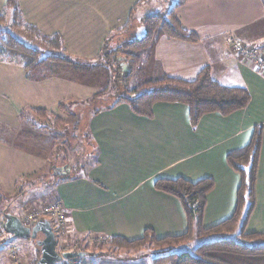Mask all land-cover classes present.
<instances>
[{
  "label": "crops",
  "instance_id": "0c3cea01",
  "mask_svg": "<svg viewBox=\"0 0 264 264\" xmlns=\"http://www.w3.org/2000/svg\"><path fill=\"white\" fill-rule=\"evenodd\" d=\"M8 1L0 0V13ZM15 1L25 22L45 36L59 34L69 55L81 62H98L105 44H118L133 34L132 24L143 14L140 10L155 0ZM161 9L148 15H159ZM175 16L200 41L155 39L141 59L151 64L146 73L151 78L167 75L192 81L208 67L219 84L246 88L251 96L248 106L229 116L206 114L195 128L188 107L178 103L155 104L153 118L135 115L127 104L102 110L86 127L98 165L71 180L52 183L46 156L14 143L24 128L20 116L32 109L58 116L60 104L91 99L98 88L65 78L33 81L21 65L0 61V124L11 130L14 144L0 141V194L19 204L4 211V218L22 221L18 213L22 204L46 194L65 208L71 225L69 246L72 239L88 245L112 238L133 241L148 229L159 239L175 237L187 232L188 217L176 197L155 188L156 180L211 178L214 187L202 220L204 228H211L230 218L237 205L241 177L228 164V154L246 147L255 129L262 127L256 205L246 230L264 233V75L225 42L232 34L264 54V0H184ZM128 25L132 28L126 34ZM3 228L9 237L21 239L7 232L5 223ZM193 234L201 235L196 226ZM97 259L104 264L119 261L115 255Z\"/></svg>",
  "mask_w": 264,
  "mask_h": 264
},
{
  "label": "trees",
  "instance_id": "16d2710c",
  "mask_svg": "<svg viewBox=\"0 0 264 264\" xmlns=\"http://www.w3.org/2000/svg\"><path fill=\"white\" fill-rule=\"evenodd\" d=\"M142 1L145 2V0ZM175 5L174 10L165 14V17L148 15L144 18L145 34L142 39L120 45L115 51H108V46L105 44L101 50L100 66H103L109 73L113 69L116 72L114 102L95 109V99L98 100V94H95L88 100H69L62 103L60 104L61 110L68 113L77 107V110L70 112V117L87 116L91 118L102 110L127 104L135 115L153 118L155 104L178 103L188 107L189 120L195 128L206 114L218 113L222 116H229L245 109L251 100L249 91L244 87H226L219 84L212 78L208 67L202 69L192 81L167 75L147 79L146 72L141 67L140 52L154 39L167 37L189 43L200 41L199 36L185 29L175 16L176 9L184 5V0H179ZM8 11L12 12L13 24L16 28L30 30L36 39L47 44L52 50L66 53L62 37L59 34L45 36L37 27L26 23L15 0L7 2L6 10L0 13V18L6 17ZM105 52L108 53L104 55ZM64 54L41 58L38 50L27 46L9 32L0 30V61L15 63L21 61L26 76L30 80H45L54 75H61L63 70L69 68L76 69L86 66V69H91L96 67L87 64L91 62L82 65L79 59L75 62L74 59ZM90 102L94 104L92 107L89 106ZM67 103L70 104L69 108ZM20 117L24 128L14 143L17 148L46 156L51 165L53 183L71 180L80 173H85L90 167L98 165L95 146L91 142L87 129L83 130L86 133L80 131V135L75 133L71 137L70 129L68 131L65 121L44 109H32L22 113ZM83 134L84 137H81ZM262 136V127L256 128L251 142L246 147L233 151L227 156L228 164L241 177L236 209L230 218L211 228L203 227V214L207 196L214 187L213 179L205 178L197 182L184 178L157 179L155 188L158 191L174 196L182 203L189 221L187 232L180 236L159 239L153 230L148 229L143 237L137 240L128 241L124 238H112L111 240L117 242L120 247L153 241L179 244L183 240H192L195 235L193 227L196 226L199 234L207 236L213 233H225L234 235L237 239L225 238L208 241L198 245L192 252L181 251L155 257L153 264H264V233H248L246 230L256 205V180ZM0 141L13 144L11 130L2 124H0ZM4 200L7 198L0 194V202ZM82 251L74 250L73 252Z\"/></svg>",
  "mask_w": 264,
  "mask_h": 264
},
{
  "label": "rangeland",
  "instance_id": "374dc122",
  "mask_svg": "<svg viewBox=\"0 0 264 264\" xmlns=\"http://www.w3.org/2000/svg\"><path fill=\"white\" fill-rule=\"evenodd\" d=\"M145 1L147 2V0ZM178 1L179 0H177V2ZM177 2L175 0H155L154 2L150 3L148 6L142 8L140 11L143 14L140 17V20L132 24L134 26V30L132 31L133 34L124 36L122 42L118 44L110 45L108 43L107 44L108 51H115L116 48L120 45L142 39L145 34V30L143 26V21H144L145 16L148 14H152V13L156 14L155 12L157 11L158 7L159 8L162 7L163 10L162 9L160 10V14L161 16L165 17V14L174 10L176 6L174 3L177 4ZM15 19H17V17H15ZM13 21H14V17L12 15V12L8 11L6 13V17L0 18V30L9 32L15 38L25 43L27 46H30L38 50L40 52L41 58L44 56H48V55L62 56V54H64V52H58V51L52 50L51 47H49L47 44L36 39L30 30H26L24 28H21V29L16 28V26L13 24ZM132 25H128L129 29H127L126 34H129L132 28ZM229 35H232V34H229ZM242 42L247 44L248 46H252L244 41ZM152 44H153V41L151 44L145 47V49L141 50L140 52L141 58L143 57L144 51L150 49L152 47ZM253 47H256V46H253ZM256 48L259 49V51L262 53L264 57L263 51L259 47H256ZM107 53L108 52H105L104 55H106ZM64 55H67L70 58L74 59L75 62H77L78 60L77 57L69 55L68 52H66ZM20 62H16V64L22 66V63ZM100 62L101 61L87 63L91 66L92 65L96 66L95 68L86 69L85 68L86 66L77 67L76 69L69 68V69L63 70L61 72L62 73L61 75H54L51 78H65V79L74 80V81L81 82V83L85 82V84H88L89 86L91 85V86L98 88L97 89L98 100L95 99L96 101L95 109H99L104 106L110 105L112 102H114V96L116 95V93L114 92L115 84H116V79L114 77H115L116 72H114V69H113L109 73L103 66H100L101 64ZM9 63L15 64V62H9ZM80 63H83L82 65H84L86 62L80 61ZM141 63H142L141 67L144 68L145 72L149 68L147 66L148 65L151 66V64H149L150 62H147V63L141 62ZM253 68L255 67L253 66ZM149 74L150 73H146L147 79L151 78ZM75 100H80V99L76 98ZM68 101L66 100L65 103ZM69 103L72 104V102H69ZM69 103H67L68 108L70 107ZM91 103L92 102H90L89 106L92 107V105L94 104L93 103L91 104ZM72 110L73 111L77 110V107L76 108L74 107ZM72 110L69 111L68 112L69 114H68L67 112H63L60 108L59 111L61 114L58 115L60 119L65 121V124H66L65 126H67L68 131L70 129L69 135H71V137H73L75 133L80 135V131L81 133H86L83 130L86 129V127L89 124V120H90V118H87V116L86 117H83V116L70 117L69 115H70V112H72ZM62 126L63 125H61V127ZM81 137H84V134L81 135ZM53 181L54 180H52V183ZM20 192H21L20 194L25 193L24 190L23 191L21 190ZM15 200H18V198H16ZM53 200H56V199H52L51 197L44 194V197H42V199L40 198V200L38 199L37 201L33 203H23L21 207V212H18L20 216L22 217V222L24 223V218L30 211L40 206H44ZM1 205L2 206L0 210V264H35L36 261L40 257V249H38L39 247H37L36 242L31 239L24 241V238H21V239L11 238L3 230L5 218L2 215L4 211H11L10 209H14L18 207L19 204H17L14 201V197L11 198L8 196L7 200H4ZM65 217H66V220L68 221V226L71 231V225L66 215V211H65ZM41 220H46V219H41ZM51 222L54 226V222L53 221ZM26 225H29L32 227L31 224L26 223ZM205 236L206 235L204 234L194 235L192 240H187V241L183 240L179 244L175 242H170L166 244V243H157L156 241H153V242H148L146 244L143 243L139 245L124 246V247L118 246L117 242L115 243L112 240H103L102 242H96L95 245H93V243H91V245H88L84 241H81L80 239H72L70 240L71 241L70 247L73 251L83 250L82 252H87L88 254L85 257L80 258L82 261H85L86 263L104 264V263H100L101 262L100 259H97V258L101 256L106 257V255H115L116 257H118L119 261L118 262L116 261L115 263L113 262L111 264H153V259L155 257H161V256H165L171 253H180L181 251L192 252L198 245L202 243H206L208 241H214V240L225 239V238L237 239L236 236L227 235L225 233H213L211 235H207L208 237H205ZM40 238H41V235H40ZM68 239H70V236H68Z\"/></svg>",
  "mask_w": 264,
  "mask_h": 264
},
{
  "label": "built area",
  "instance_id": "2783aa9c",
  "mask_svg": "<svg viewBox=\"0 0 264 264\" xmlns=\"http://www.w3.org/2000/svg\"><path fill=\"white\" fill-rule=\"evenodd\" d=\"M227 47L236 54H242L250 63L264 75V57L258 48L248 46L242 41L238 40L232 35L226 37ZM41 219L54 222L53 230H55L57 239V250L60 254L65 252H72L68 244V236L70 234V228L68 221L65 217V210L63 204L58 200H53L44 206H40L30 211L24 218V222L31 224L32 226L39 222ZM52 224V222H51ZM59 238V239H58ZM60 264H89L81 259L66 260L63 259Z\"/></svg>",
  "mask_w": 264,
  "mask_h": 264
},
{
  "label": "water",
  "instance_id": "95a60500",
  "mask_svg": "<svg viewBox=\"0 0 264 264\" xmlns=\"http://www.w3.org/2000/svg\"><path fill=\"white\" fill-rule=\"evenodd\" d=\"M5 229L17 237L31 239L40 249V257L35 264H58L63 259L72 260L83 258L85 252H65L60 254L57 250L56 234L49 220H40L35 225L26 226L19 218L5 216ZM41 235V238H40Z\"/></svg>",
  "mask_w": 264,
  "mask_h": 264
},
{
  "label": "bare ground",
  "instance_id": "6f19581e",
  "mask_svg": "<svg viewBox=\"0 0 264 264\" xmlns=\"http://www.w3.org/2000/svg\"><path fill=\"white\" fill-rule=\"evenodd\" d=\"M76 259H79V258H76ZM73 260V259H72Z\"/></svg>",
  "mask_w": 264,
  "mask_h": 264
}]
</instances>
